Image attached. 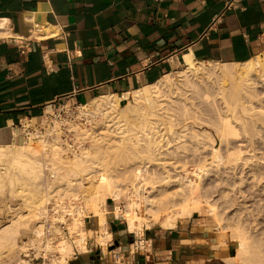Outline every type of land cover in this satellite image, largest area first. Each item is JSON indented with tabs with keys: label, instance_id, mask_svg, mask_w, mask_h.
I'll return each instance as SVG.
<instances>
[{
	"label": "crops",
	"instance_id": "obj_1",
	"mask_svg": "<svg viewBox=\"0 0 264 264\" xmlns=\"http://www.w3.org/2000/svg\"><path fill=\"white\" fill-rule=\"evenodd\" d=\"M1 27L9 34L0 36V132L13 129L24 145L19 123L38 124L49 109L109 94L122 105L125 93L191 63L264 53V0H0ZM106 210L114 218L105 247L90 238L89 251L67 264H227L231 256L232 244L194 214L149 227L147 254L134 245L147 228L126 227L107 201ZM85 226L100 230L93 216Z\"/></svg>",
	"mask_w": 264,
	"mask_h": 264
},
{
	"label": "bare ground",
	"instance_id": "obj_2",
	"mask_svg": "<svg viewBox=\"0 0 264 264\" xmlns=\"http://www.w3.org/2000/svg\"><path fill=\"white\" fill-rule=\"evenodd\" d=\"M0 29V36L9 34L7 29L3 27ZM260 88L264 89V53L244 63L197 61L178 71L177 75L167 74L153 84L132 93H125L128 101L123 105H120L121 99L116 94L102 95L79 105L76 118L69 120L68 123L74 130L76 139H92V145L88 148L83 144H79L77 150L72 146L65 148L59 133L48 138L45 135L31 133L26 139L28 142L21 145L14 143L13 129L0 132V186L4 176L10 177L14 185L12 193L23 198L18 208H12L13 219L0 226V264H42L31 263L18 256L24 246L19 245V236L31 233L34 241L36 238L39 241L37 233L43 225L37 223L42 222L47 214L48 205L58 199L63 203L74 186H83L85 182L95 177H98V187L89 199L88 212L98 220L100 230H97L96 237L98 244L103 248L104 238L110 235L105 216L106 201L109 198L114 200L126 198L125 210L116 205L114 211L117 214L122 210L123 218L131 230L149 228L156 222L166 226L180 217L193 214L199 208L202 199L207 197L204 193L208 181L205 182L204 178L212 175L217 178L218 175L221 176L220 168L227 169L238 162L244 166H255L251 164L252 158L257 157L255 147L249 149L247 144L255 143V138L261 139L264 144V91ZM191 99L192 101H189ZM196 99L199 101L198 104L196 102L197 105L193 104ZM189 102H192V105ZM202 112L208 114L207 119L201 116L199 118ZM172 114L185 117L183 120L185 119L186 123L189 114H198L192 121L193 119L211 121L220 137L240 135L236 124L231 120L234 118L242 129L247 144L243 141L231 148L227 147L228 155L225 158L227 160L224 161V155L220 154V146L218 149L214 147L213 138L212 141L206 140L209 132L196 130L193 128L194 125H190L192 128L187 126L188 129L184 127V130L179 132L175 125L181 124L182 119L180 121L178 119L180 116H176L180 121H174L178 123L176 124L171 120ZM85 117L91 122L90 126L81 122ZM199 121L195 124L204 125V122ZM99 128L105 131L97 132ZM104 134L105 137L111 136V139H114L116 145L111 147L120 150V147L125 145L130 160L141 159L138 165H130L131 167L124 172H130L133 178L131 185L133 189L128 193L124 191L122 181L108 173L110 169L106 168L99 140H111L105 137L98 138ZM198 137H203L202 141ZM209 141L211 145L208 144ZM180 148L185 154L181 169H178L177 165L170 169L163 166V171L156 167L151 169L153 161L162 159V156L178 153L176 150ZM70 149L74 151L73 158L65 154ZM248 151L253 152L251 158L244 155ZM207 154L213 156L214 161L207 163L206 157H209ZM155 156L161 157L155 159ZM190 162L194 165L191 166ZM188 164L192 168L187 167ZM10 168L18 170L23 176L17 178L16 175H12ZM159 187L173 190H168V193L165 191L167 194L164 198L156 200L157 195L152 196L151 192L158 190ZM239 191L242 201H238L239 197H230L224 209L232 207L239 209L243 205L242 202L247 204L255 197L249 190ZM218 197V199L228 197L227 192L221 191ZM86 201L84 197L72 200L76 204L75 210L72 211L75 217L67 233L77 237L74 242L77 243L75 246L80 252L89 251L88 241L90 234L94 233L86 228L82 218L80 221L76 219L78 212L75 211L82 208ZM80 212L82 213V210ZM55 231L58 232L57 229ZM231 237L238 241L240 247L234 256L226 257L225 261L227 264H246L249 230L235 224L232 226ZM52 239L46 240L44 245L39 244L32 248L36 247L38 252L42 249L46 252L58 250L69 259L76 255L73 245L65 240V235ZM56 242L57 244L53 246L52 244ZM5 253L10 256L4 260L2 256Z\"/></svg>",
	"mask_w": 264,
	"mask_h": 264
},
{
	"label": "rangeland",
	"instance_id": "obj_3",
	"mask_svg": "<svg viewBox=\"0 0 264 264\" xmlns=\"http://www.w3.org/2000/svg\"><path fill=\"white\" fill-rule=\"evenodd\" d=\"M186 66H183L180 70H183ZM177 72L175 73L176 75L178 74ZM226 84H228V83H226ZM260 90L264 91V89H261V88H260ZM189 101H192V99ZM197 101H198V99H196V101H194L195 103L193 102V104L197 105L199 102V101L198 102ZM196 102H197V104H196ZM125 103H127V101H125L123 104H125ZM190 104L192 105V102ZM79 105L80 104H78V105L76 104L74 106L73 105H67L66 106V110H70V113H71L70 117H69L70 120L76 118ZM189 107H191V109L192 108L194 109V107H192V106H189ZM47 113H52L51 109H49L47 111ZM171 113H174V112H171ZM202 113H200V114L198 113L199 118L202 117L203 119H207L208 114L206 112H202ZM198 114L197 115L196 114H194V115L189 114L191 117L189 115L187 116L188 117V120H186V121H188L187 123L184 122L185 119L183 120V118H185V117H181L180 114H172L171 117H173V118H171V120L174 122L176 120L178 121V119L181 121V119H182L183 124H182V121L181 122L178 121L181 124L174 122V123L178 124L177 126L175 125V128L179 132L184 130L183 129L184 127L187 129H188V127L192 128V126H190V125H194L193 128H195L196 130H200L201 132H204V130L207 133L209 132L208 133L209 137L206 140L212 141L214 139L212 141L214 144V147H216V149H218L220 146V149H219L220 154L224 155L223 156L224 161H226L227 159H225V158L228 155L227 154V147L231 148V147L236 146L240 143H243L244 138L242 135L243 134L242 129L240 128L239 124L236 123V120L234 118H231V116H230L233 124H236V127L238 128L240 135H237V136L229 135V136L220 137V134L216 130V126H214L213 123H211V121H208V120L207 121H205V120L199 121V119H198V121L200 123L204 122V125L200 124L201 126L197 125L198 124L197 119H193L194 121L195 120L197 121V122L195 121V123H197V124H195L194 121H192V118H197ZM176 116H180L181 118L178 117V119H177ZM85 118H82V121L81 120L80 121L83 123H86V125L90 126L91 122L87 118H86L87 120ZM189 120H191V121H189ZM67 121H69V120H67ZM57 127H59V123H57ZM69 128H70V126H69ZM71 130H72L71 131L72 142L65 143L60 137V139L63 143V146L65 148L66 147L68 148L71 145L74 146L75 144H78V145L83 144L86 148H88L92 145V139L86 138L84 140H81V139L78 140V139H76V135H75L74 130L73 129H71ZM104 131H105V129L99 128V130L97 132H104ZM218 134H219V136H218ZM101 137H105V134L102 136L101 135L98 136V138H101ZM105 138L107 140L110 139L111 141H106V140L100 139L99 143H100V147H102V150L104 152L103 157H105L104 159H105L106 166H107L106 168H107V170L110 169L108 171V173L113 175L115 178H118L119 180H121L122 184H123L122 187L124 188V191L128 193L131 189H133L131 187L132 182H133V178H132V175L130 172H127V173H124V172L126 171V169H129L131 166L138 165L139 161L141 159H137L136 161H132V159L130 160L129 154L126 151V149L124 148L125 145H122V146L120 145L122 148L120 147V150H117V149H115V147H111L113 145H116V143H114V139L113 138L111 139V136H107ZM198 138L201 141L203 139V137H198ZM211 138H213V139L211 140ZM255 139H256V141L253 144H251V143L247 144L244 141L247 144V148L250 149L251 147H255V154L257 155V157H253L252 158L253 161L251 162V164H253L255 166H251V167L244 166L243 163L238 162V164L236 163L234 166H232L233 168L231 166H230L231 168L229 167L227 169L225 167L220 168L219 170H221V172H220L221 176L216 175L217 178L213 175L208 177V178H204L203 180L205 182L208 181V184L206 185L207 189L204 193V195H206L207 197L204 198L205 196H202V198H204L206 201L204 199H202L203 201L200 203L199 208L195 211L196 213L195 212L193 213L196 217H200V218L205 219V221L217 232L220 239L223 240V243H228V244L231 243L232 244L231 256H234L236 254L237 249L240 247V244L238 243V241L235 239H232V237H231L232 226L235 224H240L243 227H246L249 230V245H248L249 252H248L247 257L245 259L246 264H264V147H263L264 144H262L261 139L260 140L258 138H255ZM210 141L208 144L211 145ZM208 144H207V146H208ZM174 147H176V146L174 145ZM77 149L78 148H76V150ZM72 151L73 150H71V149L67 150L65 153L66 156H68L69 158H73L74 157V153H73L74 151L73 152ZM176 151H178V153H173V154H171V156L170 155L164 156V157L162 156V159L160 158L161 156L160 157L155 156V159L156 158H160V159H158V161L156 160V161L152 162L151 169H153V168L155 169V167H156V168L162 170L163 166H167V169H170V167H172V166L175 167L176 165H177L176 167H178V169H181V166H182L184 158H185L184 157L185 154H184V151L182 152L181 148H180V150L177 149ZM252 153L253 152L248 151L244 155L246 157L251 158V156L253 155ZM207 155L209 156V157H206L207 163L214 161L213 156H212L213 157L212 158L211 155H209V154H207ZM148 158H149V156L147 155V159ZM144 161H147V160H144ZM193 162H190L191 166L194 165ZM161 163H163V164H161ZM190 165L188 164L187 167H189ZM191 166L189 168H192ZM226 167H228V166H226ZM215 171H217V170H215ZM10 172L12 173V175H16L17 178H20L23 176L20 172H18V170H15L14 168H10ZM209 179H211V181ZM97 187H98V177H95L92 180L85 182L83 186H80V185L74 186L72 188L71 194L66 197L67 199L64 200V202H63L64 204L61 203L62 200H61V202H59L60 200L58 199L59 201L53 200L51 202V204L48 205V208H47L48 214L51 213L52 207H54L53 204H58V205L61 204L60 210L62 212H64V214H68L67 215V218H68L67 222L69 225L68 227H70L72 224L73 218L75 217V216L73 217V215H72L74 213L72 211L75 210L74 209L75 207L72 204L73 203L72 200L76 201L77 199L84 197L87 200L86 203L83 204L82 208H80V209L77 208V210L75 212H78V213H76L77 214L76 219H79V221H80L82 218L85 221V219L87 217L93 216V214H89V212H88L89 211L88 208H89V204H90L89 199L92 195L95 194ZM13 188H14V185L11 183L10 177L4 176L2 184L0 186V226L9 223L13 219L14 214L12 213V210L15 208H18L19 205L23 202V198L21 196H19L18 194L12 193ZM168 190H173V189H169V188H162L161 189L159 187L158 190L153 191L151 193H153L152 196L157 195L156 200H159L160 198H164V196L168 193ZM224 190L227 192L228 197L218 199L219 198L218 194ZM239 190L251 191L255 195L254 199H252V201L248 202L247 204H244L242 202L243 205L239 209H236L235 207L224 209L227 206L226 202L230 197H232V198L239 197L238 201H240V200L242 201V198L240 197V194H239V192H241V191H239ZM165 191H167V193H165ZM154 192H155V194H154ZM123 198L126 200L125 197H123ZM55 199H57V198H55ZM125 200L118 199L116 201H113L111 198L107 199L109 210L114 211L116 205H119L122 209L125 210V205H126ZM154 209L156 210V208H154ZM80 210H82V213L80 212ZM248 211H251V212H248ZM152 212H154V211H152ZM88 214H89V216H88ZM193 214H191V215H193ZM117 215L119 217L118 221L123 222L124 225L127 227L126 220L123 218V213L118 211ZM186 216H189V215H186ZM109 217L114 218L113 215L110 216V214H107V219ZM257 222H259V223H257ZM37 224L40 225L42 223L38 222ZM84 224H85V222H84ZM156 226H162L161 222L154 223L150 228H153ZM148 229L149 228L144 229L143 231L136 230L135 233L141 235L143 232H145ZM63 235H65V238H66L65 240L73 245L74 251L80 252L79 248H77L75 246L76 242H74L77 237L75 235H72V234H71L72 236L70 234L66 235L64 233H63ZM96 236H97V232L90 234V238L95 239V242L97 244V237ZM30 239H31V246H35V245H39V244H41V245L45 244V241L42 243L41 239L39 241H37V238H36L34 241V238L31 237V233L30 234H23L22 236H19L18 243H19V245H22V246L24 245L23 247L25 248V242H30ZM111 239L112 238H109V241ZM55 244H57V242L53 243L52 245L55 246ZM76 245H77V243H76ZM23 247H22V249H23ZM22 249H21V251H22ZM35 249H36V247H35ZM21 251L19 252L18 256L22 260H27V261H30L31 263L67 264V262L69 260V258L64 257L65 254L59 252L58 250H54L55 251L54 253H56V254L53 255L49 260H46L45 262H43L42 259L32 260V257L31 258L24 257L22 255ZM9 256L10 255H7V253H5L2 256L3 257L2 259H4V260L8 259ZM73 256L74 255H72L71 258H73Z\"/></svg>",
	"mask_w": 264,
	"mask_h": 264
},
{
	"label": "built area",
	"instance_id": "obj_4",
	"mask_svg": "<svg viewBox=\"0 0 264 264\" xmlns=\"http://www.w3.org/2000/svg\"><path fill=\"white\" fill-rule=\"evenodd\" d=\"M52 113H44L42 120L38 124H33L31 119H24L19 123L20 130L23 134V137L25 139H28L31 136V133H38L40 135H45L47 138L50 137L53 134L59 133L61 139L65 143L72 142L71 138V129L69 128V124L67 120H70V110H66V106H59L56 109L51 110ZM57 123H59V127H57ZM74 149L78 148V144L71 145ZM74 206H76L75 203H72ZM54 207H52L51 213L45 215V217L42 219L41 229L38 231L37 236L41 239L42 243L46 240H53L54 237L62 238L64 237L63 233L68 235L69 228H68V222H67V215L64 214L60 210V206L58 204H53ZM119 212H122L120 210ZM116 219H119L118 216L115 217ZM58 230L56 233L55 230ZM68 231V232H67ZM134 245L136 249L139 251H143L147 254L150 253L151 250V242L146 237L145 232H143L141 235L134 233ZM25 249H23L22 255L27 258L34 259H42L43 262L46 260H49L54 253L53 251H44L43 249L41 251H36L35 248H32L31 244L27 242L25 244ZM101 251L103 250L100 248ZM108 250V248H106ZM78 252V251H77ZM76 253V252H75ZM104 253V252H102ZM59 255V254H58Z\"/></svg>",
	"mask_w": 264,
	"mask_h": 264
}]
</instances>
